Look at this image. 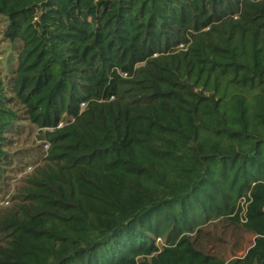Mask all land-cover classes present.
<instances>
[{"label":"trees","instance_id":"16d2710c","mask_svg":"<svg viewBox=\"0 0 264 264\" xmlns=\"http://www.w3.org/2000/svg\"><path fill=\"white\" fill-rule=\"evenodd\" d=\"M0 21V189L14 138L46 145L0 264H264V0H0ZM216 224L254 249L205 251Z\"/></svg>","mask_w":264,"mask_h":264},{"label":"rangeland","instance_id":"374dc122","mask_svg":"<svg viewBox=\"0 0 264 264\" xmlns=\"http://www.w3.org/2000/svg\"><path fill=\"white\" fill-rule=\"evenodd\" d=\"M1 29L0 21V31ZM12 52V47L6 40H3L0 32V68L3 71L6 70V59L11 56ZM36 134L24 133L23 136L13 139L10 153H15L17 161L12 163L11 174L0 189V219L21 204L22 189L44 163L43 153L46 151V145L38 140ZM205 231L211 232L214 238L211 241L204 239L202 244L203 249L210 253L224 258H229L231 255L244 258L254 249L251 237L241 235L237 229L228 224H216V227L211 225ZM216 239L221 241L218 242ZM5 241L6 233L0 230V246L4 245ZM156 243L159 244V242Z\"/></svg>","mask_w":264,"mask_h":264},{"label":"built area","instance_id":"2783aa9c","mask_svg":"<svg viewBox=\"0 0 264 264\" xmlns=\"http://www.w3.org/2000/svg\"><path fill=\"white\" fill-rule=\"evenodd\" d=\"M239 205H240V209H241V211H242V214L244 213V211H245V199H241L240 201H239ZM244 220V218H242V221L241 222H244L243 221Z\"/></svg>","mask_w":264,"mask_h":264}]
</instances>
